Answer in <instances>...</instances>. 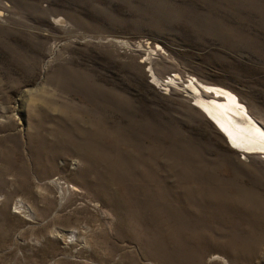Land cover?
<instances>
[{
	"label": "rangeland",
	"instance_id": "1",
	"mask_svg": "<svg viewBox=\"0 0 264 264\" xmlns=\"http://www.w3.org/2000/svg\"><path fill=\"white\" fill-rule=\"evenodd\" d=\"M191 79L264 128V0H0V264H264V155Z\"/></svg>",
	"mask_w": 264,
	"mask_h": 264
},
{
	"label": "bare ground",
	"instance_id": "2",
	"mask_svg": "<svg viewBox=\"0 0 264 264\" xmlns=\"http://www.w3.org/2000/svg\"><path fill=\"white\" fill-rule=\"evenodd\" d=\"M149 72L152 75L153 84L164 92L169 91V88H173L177 83L171 77L165 80L159 79L151 69ZM189 81L187 84L193 107L199 109L215 125L228 143L229 140L232 142L233 146L229 143L231 148L234 147L233 149L245 155H264V128L252 117L248 108L233 92L224 87L207 85L194 79Z\"/></svg>",
	"mask_w": 264,
	"mask_h": 264
}]
</instances>
